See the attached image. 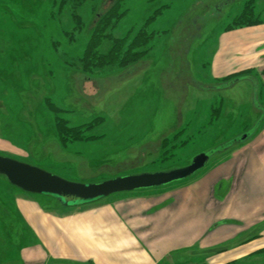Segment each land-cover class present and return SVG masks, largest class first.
<instances>
[{"label": "rangeland", "instance_id": "rangeland-1", "mask_svg": "<svg viewBox=\"0 0 264 264\" xmlns=\"http://www.w3.org/2000/svg\"><path fill=\"white\" fill-rule=\"evenodd\" d=\"M61 1L0 0V154L85 184L189 171L70 208L0 175V264H99L112 246L111 228L131 226L134 236L123 245L132 246L139 219L127 216L145 212L158 219L164 212H157L182 195L192 209L181 219L182 235L169 244L172 252L160 258L144 248V259L218 264L210 262L222 256L218 248L230 252L246 236L232 233L218 242L213 232L234 223L232 200L215 206L231 193L243 155L255 152L260 160L252 174L264 191V76L248 69L224 76L229 66L249 65L248 28L264 24V0L253 3L262 22L249 26L234 25L248 0H85L78 7ZM117 2L126 11L112 37L132 38L155 15L147 24L155 32L152 47L127 66L86 71L82 57L95 17ZM113 38L105 37L98 50L107 53ZM56 116L71 126L103 120L85 131L86 139L65 146ZM200 154L208 159L195 167ZM181 244L189 246L178 249ZM235 264H264V251Z\"/></svg>", "mask_w": 264, "mask_h": 264}, {"label": "crops", "instance_id": "crops-1", "mask_svg": "<svg viewBox=\"0 0 264 264\" xmlns=\"http://www.w3.org/2000/svg\"><path fill=\"white\" fill-rule=\"evenodd\" d=\"M248 29H252L250 32L251 37H249L247 41V61L249 65H244L243 67V64L240 62L239 67L235 70L233 67L229 66L230 69H226L227 71H225L224 76L230 74V72H240L246 69H248V73L250 74L256 71L264 76V24L252 26ZM253 153L249 154V158H246L243 155L242 158L238 160V168L233 170L235 185L233 186L231 193H229L228 196L226 195L223 197V201L218 202L216 205L217 207L215 206V210H220L223 205L227 204V200H232L231 203L235 208L233 215L234 223L213 230V232H218V234H216L218 242H222L229 238L232 233H234V236H246L239 240L238 244L234 246L233 250L230 252L226 251V246L218 248L219 253H223H221L222 256H219L216 260L210 259V262L215 261L216 263L221 264L224 261L227 262L234 260L245 263L251 255H256L261 250L264 251V191L258 186L260 179L252 174L255 172V170H253L254 165L260 164V160L254 159L255 155H253ZM170 201L171 202L167 207L157 212H164L162 217H159L158 219H147L144 215L149 213L145 212H136V214H129V216H127L130 220L139 219L136 224H132L136 225L137 232H140V234L136 235V242H134L132 246H129L128 244L127 246L123 245V243L130 240V236H134L133 233L129 232L131 231V226L123 224L117 229L111 228L109 233L112 240V246L110 247V250H106L105 248L104 260L99 264H151L152 260L148 261L146 258L144 259V248H147L150 253L153 255L155 254V256L160 254V258H164L168 252H172L173 249H170L171 246H169V244L174 241L177 242V238L182 235L181 229L184 228V221L181 219H184L185 214L187 215L190 213L192 207L188 201H185L183 195L180 196V198L174 197ZM254 204L256 207H252ZM194 211L196 215L204 216L202 211H199L198 209ZM148 212H150V210H148ZM217 217L218 216L215 218L216 220ZM258 228L261 229L259 230ZM145 231H147V233H145ZM116 236H120V238L117 240L115 239ZM120 239L123 242L119 247L117 243ZM187 246H189V244L176 245V247L181 250L185 249ZM207 246L211 247L213 245L211 243L207 244ZM116 247L117 249H115ZM119 252L124 254L122 256L120 255V258L117 256V253ZM130 253L131 255L129 256ZM139 257L140 259H138ZM26 263L29 264L32 262Z\"/></svg>", "mask_w": 264, "mask_h": 264}, {"label": "trees", "instance_id": "trees-1", "mask_svg": "<svg viewBox=\"0 0 264 264\" xmlns=\"http://www.w3.org/2000/svg\"><path fill=\"white\" fill-rule=\"evenodd\" d=\"M85 0H62V3H70L73 7L80 6ZM254 0H248L244 6V10L234 19L235 26L243 25H254L262 22V19L255 15L254 13ZM120 2L115 3L110 8H108L104 13H97L95 23L92 28V33L89 38L88 44L86 45L84 55L82 57V68L86 71H93L95 67L104 66H127L132 62H135L140 57L144 56L149 49L152 47V40L154 38L155 32L148 31L147 24L154 19L151 16L147 23L139 29V31L130 39L128 37L123 38H113L111 30L114 28L115 24L120 20L125 14ZM78 23V29H82L83 21L82 17L78 14H74ZM105 37L113 38V43L111 48L107 53H101L98 50V46ZM245 71V70H244ZM244 71L236 72L225 77L229 79L231 76L244 73ZM54 109L60 111V109L54 105L53 102H49ZM51 107V106H50ZM62 117L56 116V126L59 135L60 142L63 145H68L69 142L78 139H86L87 136L85 131L92 128L94 125L103 120V117H96L90 122H85L77 125H68L62 121ZM196 167V166H195ZM187 172L189 169H185ZM186 172V173H187ZM43 196L52 197L58 199L62 206L65 207H76L85 206L91 203H96L98 200L89 202H78L77 200L65 199L63 197H57L49 194H43ZM100 201V200H99ZM225 264H235V261H229Z\"/></svg>", "mask_w": 264, "mask_h": 264}, {"label": "water", "instance_id": "water-1", "mask_svg": "<svg viewBox=\"0 0 264 264\" xmlns=\"http://www.w3.org/2000/svg\"><path fill=\"white\" fill-rule=\"evenodd\" d=\"M207 159L208 156L200 154L196 158L195 166L204 165ZM186 172L185 169L173 172H146L85 184L65 179L41 167L0 154V175H4L11 184L27 192L59 196L67 200H77V203L95 201L115 192L166 183Z\"/></svg>", "mask_w": 264, "mask_h": 264}]
</instances>
